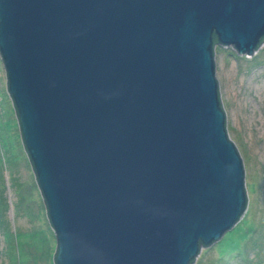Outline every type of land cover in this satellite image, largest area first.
I'll use <instances>...</instances> for the list:
<instances>
[{
    "label": "water",
    "instance_id": "95a60500",
    "mask_svg": "<svg viewBox=\"0 0 264 264\" xmlns=\"http://www.w3.org/2000/svg\"><path fill=\"white\" fill-rule=\"evenodd\" d=\"M264 0H0L7 92L55 264H190L248 207L216 43L251 56Z\"/></svg>",
    "mask_w": 264,
    "mask_h": 264
},
{
    "label": "rangeland",
    "instance_id": "374dc122",
    "mask_svg": "<svg viewBox=\"0 0 264 264\" xmlns=\"http://www.w3.org/2000/svg\"><path fill=\"white\" fill-rule=\"evenodd\" d=\"M214 64L227 133L242 159L248 195L246 212L226 233L248 226L231 249L217 248L225 233L192 264H264V42L251 56L217 44ZM6 81L0 55V264H55L56 237Z\"/></svg>",
    "mask_w": 264,
    "mask_h": 264
},
{
    "label": "bare ground",
    "instance_id": "6f19581e",
    "mask_svg": "<svg viewBox=\"0 0 264 264\" xmlns=\"http://www.w3.org/2000/svg\"><path fill=\"white\" fill-rule=\"evenodd\" d=\"M247 226L248 225H243V226L239 227L234 234H232V233H230V234L226 233L223 236L222 241L220 242V244L217 246L218 250L219 251H223V250H225V248L226 249H231L233 247V244L236 243L240 239V237L242 236V234L245 232V230H246L245 228ZM232 236H234V237H232ZM233 239H234V241H232Z\"/></svg>",
    "mask_w": 264,
    "mask_h": 264
},
{
    "label": "trees",
    "instance_id": "16d2710c",
    "mask_svg": "<svg viewBox=\"0 0 264 264\" xmlns=\"http://www.w3.org/2000/svg\"><path fill=\"white\" fill-rule=\"evenodd\" d=\"M263 42H264V37L261 38V40H260V44L263 43ZM214 44L217 45V43H216V39H215V38H214ZM219 94H220V93H219ZM222 107H223V106H222ZM194 261H195V260H194ZM194 261H191L190 264L194 263Z\"/></svg>",
    "mask_w": 264,
    "mask_h": 264
}]
</instances>
